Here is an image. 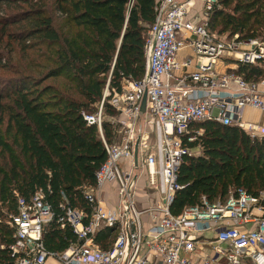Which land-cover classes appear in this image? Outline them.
I'll use <instances>...</instances> for the list:
<instances>
[{"label":"trees","instance_id":"16d2710c","mask_svg":"<svg viewBox=\"0 0 264 264\" xmlns=\"http://www.w3.org/2000/svg\"><path fill=\"white\" fill-rule=\"evenodd\" d=\"M22 3L24 8L14 12L10 0H0L7 8L0 15V70L17 75L0 82V264H16L9 250L14 231L7 221L17 212V200L28 202L37 191L53 213L43 231L46 251L63 252L76 240L69 227L62 228L63 209L86 215L93 209L85 195L95 188V175L107 159L103 141L116 145L123 138L109 102L121 94L123 80L143 77L148 31L155 20V0ZM209 28L238 41L264 39V0H218ZM35 47L46 63L36 64L43 71L38 78L12 66L13 56ZM233 64L227 73L249 83L264 79V61ZM101 102L99 130L85 117L96 115ZM190 130L200 135L194 133L192 142L184 137L183 145L199 153L182 159L170 214L180 215L202 197L223 202L243 190L259 199L264 215V136L251 138L239 127L214 121L193 123ZM114 238L106 229L96 242L107 249Z\"/></svg>","mask_w":264,"mask_h":264},{"label":"built area","instance_id":"2783aa9c","mask_svg":"<svg viewBox=\"0 0 264 264\" xmlns=\"http://www.w3.org/2000/svg\"><path fill=\"white\" fill-rule=\"evenodd\" d=\"M216 7L218 0H155L144 75L139 81L123 80L121 94L109 102L123 118L119 123L124 136L116 145L103 141L107 159L95 175V188L85 195L93 207L90 215L64 208L60 223L73 231L76 240L65 251L51 253L42 241L44 228L53 219L43 193L37 191L28 202L18 199L17 212L7 221L14 231L9 250L16 264H45L49 258L57 264H264V215L259 199L245 191L237 190L223 202L210 203L202 197L200 204L178 216L169 212L180 189L176 178L182 159L195 155L183 145L184 137L192 142L194 133L200 135L191 132L193 123L214 121L239 127L251 138L264 136V128L243 119L246 109L264 113V79L249 83L216 67L225 58L251 65L263 62L264 41H238V36L212 33L209 22ZM185 49L195 57L180 62L179 53ZM102 105L96 115L85 117L99 130ZM142 115L152 122L153 145L142 141L144 134H134ZM137 169L144 171L145 182L161 197L144 210L135 200ZM109 183L116 184L119 194L113 210L103 208L96 197ZM255 208L261 215L253 213ZM106 229H112L115 238L102 249L96 238Z\"/></svg>","mask_w":264,"mask_h":264},{"label":"rangeland","instance_id":"374dc122","mask_svg":"<svg viewBox=\"0 0 264 264\" xmlns=\"http://www.w3.org/2000/svg\"><path fill=\"white\" fill-rule=\"evenodd\" d=\"M47 3V6L49 8V15H51L52 18L55 17L51 7H50V4L48 2ZM10 5L12 7V10L15 12V11H18L16 8H24L23 6V3H22V0H10ZM7 13V8H6V5L4 4H1L0 5V15H5ZM56 19H54L55 21ZM55 24H58L57 21H55ZM225 36V35H224ZM258 41H264V39L260 38L258 39ZM41 49H42V46H41ZM40 50L38 49V47H35L34 49H32V51H29L28 53H26L25 55H19V53H17L15 55V57L13 56V59L12 61H15V63L12 65L14 66L15 69L19 70L21 73H23V75H28L29 73L32 75V76H35L36 78H38L37 76L39 75L38 73L39 72H43V71H40V69H36V64H40L41 66H44L46 63H44V60L40 59L38 56L40 54ZM192 57L194 58L195 56L192 55ZM31 61H35L33 64L30 62ZM234 60V59H233ZM233 60H229L230 62V65L233 66V63L234 61ZM31 65V66H30ZM34 66V67H33ZM35 69H33V68ZM11 70V69H10ZM22 75V74H21ZM17 75L14 74L13 72L9 71V70H3L1 71L0 70V82H4L6 80H10V78H14L16 77ZM51 81H47L45 83H43L42 86L46 85V84H50ZM100 105H98V108L99 109ZM115 122L120 126V129L119 131H122V136H124V130L122 128V125L119 123L120 120L123 121V118L120 116L119 112H117V116L116 118L114 119ZM134 134L135 136H138V135H143L147 132H151L154 136V130H153V125H152V122L150 119L146 118L145 116H140L139 119L136 121V124H135V127H134ZM195 153L199 152L197 149L194 150ZM134 175H136L137 178H140L137 182V185H136V194L138 193V190L139 188H144V189H147L148 192L152 191L155 192V194L152 196L153 198V201H156L154 205L152 206H155L157 203H159L161 201V197L157 194V192L153 189H151L148 184L145 182L146 180V177L143 176L144 175V171L143 170H135L133 172ZM141 192V191H139ZM151 193V192H150ZM139 196H136V200L138 199ZM142 220L145 221V216L142 217ZM45 264H57L56 260L53 259V258H49Z\"/></svg>","mask_w":264,"mask_h":264},{"label":"crops","instance_id":"0c3cea01","mask_svg":"<svg viewBox=\"0 0 264 264\" xmlns=\"http://www.w3.org/2000/svg\"><path fill=\"white\" fill-rule=\"evenodd\" d=\"M179 61L184 62L186 59L193 58L192 54L189 49L182 50L179 53ZM231 60V59H230ZM229 59L225 58L221 61L217 62V69L218 70H230L233 69V66L230 65ZM192 63H194V59L192 60ZM183 73V69L176 72L177 75H180ZM243 119L246 123H250L253 125H257L261 128H264V113L257 112L251 109H246L243 113ZM142 141L145 142L147 145H153L154 144V136L151 132H147L144 134ZM198 150V149H197ZM199 152L195 153L197 155ZM141 191V192H139ZM151 192V193H150ZM148 192L147 189L139 188L138 193L135 194V200L136 196H139L136 200L137 208L140 210H144L147 208L153 207L152 205L155 204L156 201H153L152 196L155 194V192L152 193V191ZM96 197L100 201V204L103 208L108 210H113L117 204L119 199V194L117 190V186L115 183H109L105 184L102 189L99 191V193L96 194ZM253 213L256 215H261V211L258 208H255L253 210Z\"/></svg>","mask_w":264,"mask_h":264},{"label":"water","instance_id":"95a60500","mask_svg":"<svg viewBox=\"0 0 264 264\" xmlns=\"http://www.w3.org/2000/svg\"><path fill=\"white\" fill-rule=\"evenodd\" d=\"M145 106H146V96L144 95L141 101V106H140V112L142 114L145 111ZM137 163H138V142L134 148V165L137 166Z\"/></svg>","mask_w":264,"mask_h":264}]
</instances>
